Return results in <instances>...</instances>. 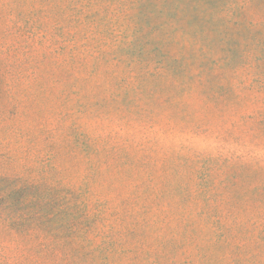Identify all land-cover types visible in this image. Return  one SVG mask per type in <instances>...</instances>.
<instances>
[{"label": "rangeland", "instance_id": "rangeland-1", "mask_svg": "<svg viewBox=\"0 0 264 264\" xmlns=\"http://www.w3.org/2000/svg\"><path fill=\"white\" fill-rule=\"evenodd\" d=\"M17 179L87 189L114 264H264V0H0L1 216Z\"/></svg>", "mask_w": 264, "mask_h": 264}, {"label": "trees", "instance_id": "trees-1", "mask_svg": "<svg viewBox=\"0 0 264 264\" xmlns=\"http://www.w3.org/2000/svg\"><path fill=\"white\" fill-rule=\"evenodd\" d=\"M185 18L181 10L175 9L173 15L166 17L153 27L160 28L167 25L170 30L176 32L181 29ZM166 56L164 55V63ZM161 70L166 71L165 64ZM51 169L55 170V166L52 165ZM6 175L8 174H4ZM58 183L59 186H55L57 191H65V195L53 197L48 203L38 198V194L42 191V182L35 179L21 182L17 179L10 187L9 194L23 193V204L28 200H35L37 204L33 208H26L14 215H0V228H5L8 232L24 233L29 236L28 239H35V243L27 248L26 256L30 264H46L53 258H58L57 261H60V264H114L109 260V254L114 251L116 244L112 233L106 236L108 240L105 239L102 243L92 246L94 242L91 235L99 234L98 226L104 217L100 212L87 213V189L83 190L75 186L63 187L61 182ZM251 219L259 227L256 236L261 242L259 244L261 247L264 245V212L255 214ZM228 226H223L219 236L224 238L227 245H230ZM17 248H21L20 245H17ZM6 249V246L0 243L2 251L0 264H21L20 257L10 262L9 257L6 256Z\"/></svg>", "mask_w": 264, "mask_h": 264}]
</instances>
